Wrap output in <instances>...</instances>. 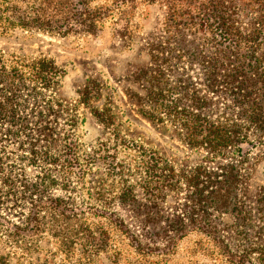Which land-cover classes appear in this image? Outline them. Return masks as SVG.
<instances>
[{
  "label": "trees",
  "instance_id": "1",
  "mask_svg": "<svg viewBox=\"0 0 264 264\" xmlns=\"http://www.w3.org/2000/svg\"><path fill=\"white\" fill-rule=\"evenodd\" d=\"M92 1L0 0V34L18 27L95 35L115 13L118 20L127 19L138 2ZM162 2L167 7L163 25L149 33L143 47L149 61L129 78L141 92L129 97L144 118L174 128L184 144L205 156L190 169L140 145L130 159L105 156L110 190L99 188L104 200L95 214L107 217L141 254H169L195 229L215 235L231 262L264 264V247L235 250L216 223L190 215V203L207 198L218 217L244 213L245 146L264 145V0ZM20 61L0 52V227L9 243L25 252L56 217L86 211L53 191L86 187L100 151H85L76 134L77 114H64L67 106L55 96L63 72L55 61ZM185 189L190 193L184 210L172 218L159 215L167 191ZM115 205L131 208L138 230Z\"/></svg>",
  "mask_w": 264,
  "mask_h": 264
},
{
  "label": "rangeland",
  "instance_id": "2",
  "mask_svg": "<svg viewBox=\"0 0 264 264\" xmlns=\"http://www.w3.org/2000/svg\"><path fill=\"white\" fill-rule=\"evenodd\" d=\"M115 1L93 0L92 5L109 6ZM166 8L162 0H138L127 19L118 20L120 15L115 13L95 35H62L18 27L0 34V52L7 60L20 58L25 63L46 57L62 69L55 96L67 106L64 114H77L76 134L85 151L94 155V150H99L102 157L97 156L86 187L78 185L73 192L53 191L54 196L70 198L86 211L71 218L56 217L25 252L9 243L0 227V264H235L215 235L195 229L180 238L169 254H141L107 217L95 214V207L104 200L99 188L110 190L105 156L130 159L140 145L156 150L179 169H190L205 156V152L184 144L174 128L144 118L129 97L131 91L141 92L129 78L148 63L145 38L162 27ZM100 112L103 115L99 116ZM64 121L61 119L60 124ZM245 147V181L240 193L244 213L234 211L218 217L207 198L202 204L190 203V215L216 223L233 249L249 246L255 251L264 247V145ZM102 179L105 183L100 182ZM189 193L187 189L167 191L159 215L172 218L184 210ZM114 208L138 230L131 208ZM99 242L106 245L99 250L92 248Z\"/></svg>",
  "mask_w": 264,
  "mask_h": 264
}]
</instances>
